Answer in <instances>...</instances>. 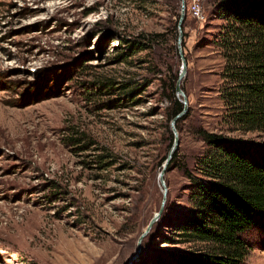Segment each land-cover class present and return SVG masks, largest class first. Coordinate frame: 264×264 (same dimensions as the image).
I'll return each instance as SVG.
<instances>
[{"label": "rangeland", "instance_id": "rangeland-1", "mask_svg": "<svg viewBox=\"0 0 264 264\" xmlns=\"http://www.w3.org/2000/svg\"><path fill=\"white\" fill-rule=\"evenodd\" d=\"M192 2L178 44L181 0H0V264H174L196 247L177 235L195 193L181 166L202 174L208 153L196 129L264 134L226 124L229 20L219 0H200L203 18ZM182 58L187 109L164 187ZM242 237L243 264H264V220Z\"/></svg>", "mask_w": 264, "mask_h": 264}, {"label": "trees", "instance_id": "trees-1", "mask_svg": "<svg viewBox=\"0 0 264 264\" xmlns=\"http://www.w3.org/2000/svg\"><path fill=\"white\" fill-rule=\"evenodd\" d=\"M218 11L229 20L218 43L223 118L229 129L264 134V0H219ZM182 108L175 101L170 118ZM196 134L208 153L198 160L202 174L181 166L195 193L177 235L197 248L174 264H243L250 246L242 234L264 220V143L201 127Z\"/></svg>", "mask_w": 264, "mask_h": 264}, {"label": "water", "instance_id": "water-1", "mask_svg": "<svg viewBox=\"0 0 264 264\" xmlns=\"http://www.w3.org/2000/svg\"><path fill=\"white\" fill-rule=\"evenodd\" d=\"M184 18V0H181V13H180V16H179V19H178V29H179V33H178V38H177V42L178 44H180L181 42V39H182V29H181V24H182V20ZM179 54L181 55L182 57V53H181V49H180V46H179ZM185 73V61L184 59L182 58V69L179 73V77H178V81L176 83V92L181 95L183 97V108L182 110L175 116L172 118L171 122H170V125H171V128H172V131H173V142H172V145L167 153V156L164 160V163H163V167L159 173V181L161 183L162 186L165 187V183H164V180H163V175L167 169V166L174 154V151L177 149V146L179 144V138H178V134L175 130V127H174V122L175 120L180 117L181 115H183L187 109V106H186V97H185V94L184 92L182 91V89L180 88V80L183 76V74ZM164 196H165V192H164ZM164 202H165V198H163L162 202H161V206L159 208V210L157 212L154 213V215L150 218V220L148 221L144 231L141 233V235L139 236V239H138V242H137V250L140 249V245H141V240L143 239V237L150 231L151 227L153 226V224L157 221V219L159 218L161 212H162V209H163V205H164Z\"/></svg>", "mask_w": 264, "mask_h": 264}, {"label": "built area", "instance_id": "built-area-1", "mask_svg": "<svg viewBox=\"0 0 264 264\" xmlns=\"http://www.w3.org/2000/svg\"><path fill=\"white\" fill-rule=\"evenodd\" d=\"M190 11L194 14L197 18H203L201 9H200V0H193Z\"/></svg>", "mask_w": 264, "mask_h": 264}]
</instances>
